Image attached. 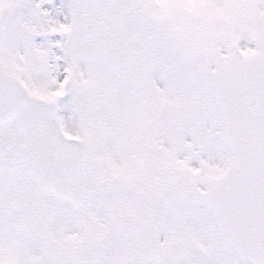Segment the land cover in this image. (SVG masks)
<instances>
[{
	"label": "snow or ice",
	"instance_id": "obj_1",
	"mask_svg": "<svg viewBox=\"0 0 264 264\" xmlns=\"http://www.w3.org/2000/svg\"><path fill=\"white\" fill-rule=\"evenodd\" d=\"M0 264H264V0H0Z\"/></svg>",
	"mask_w": 264,
	"mask_h": 264
}]
</instances>
